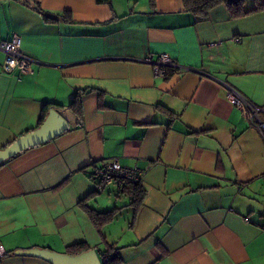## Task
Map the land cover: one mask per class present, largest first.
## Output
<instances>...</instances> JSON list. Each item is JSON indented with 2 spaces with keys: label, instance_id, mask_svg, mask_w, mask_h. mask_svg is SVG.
I'll return each mask as SVG.
<instances>
[{
  "label": "crops",
  "instance_id": "1",
  "mask_svg": "<svg viewBox=\"0 0 264 264\" xmlns=\"http://www.w3.org/2000/svg\"><path fill=\"white\" fill-rule=\"evenodd\" d=\"M13 38L34 61L7 73L0 49V149L45 103L69 126L0 166V264H51L16 251L75 242L102 259L114 219L99 232L85 206L123 193L95 190L110 159L140 169L145 188L126 205L120 264H264V136L227 97L264 105V9L198 18L184 0H0V41ZM160 53L182 71L155 75L144 58Z\"/></svg>",
  "mask_w": 264,
  "mask_h": 264
},
{
  "label": "built area",
  "instance_id": "2",
  "mask_svg": "<svg viewBox=\"0 0 264 264\" xmlns=\"http://www.w3.org/2000/svg\"><path fill=\"white\" fill-rule=\"evenodd\" d=\"M0 49L5 53L2 63L5 72L11 73L15 70L20 74L31 72L34 58L19 48L16 38L1 40ZM144 61L152 65L153 72L157 76H165L169 68L174 71H182L176 61L167 53H160L155 59L147 56ZM227 97L242 112L249 123L264 136V105L251 102L232 87L227 88ZM92 176L96 181V190L101 191L106 185L119 179L133 183L141 181L142 171L138 168L124 167L117 159H110L96 167Z\"/></svg>",
  "mask_w": 264,
  "mask_h": 264
},
{
  "label": "trees",
  "instance_id": "3",
  "mask_svg": "<svg viewBox=\"0 0 264 264\" xmlns=\"http://www.w3.org/2000/svg\"><path fill=\"white\" fill-rule=\"evenodd\" d=\"M97 1L104 2L106 0H97ZM184 3L186 6V9L191 11L198 18H203L211 8L219 4H224L226 6L229 12V15L232 18L243 16L252 11H258L260 9H264V3H262L260 0L257 1L255 8H253L252 10H245L243 7L242 0H184ZM44 18L47 21L56 19L54 17H49V16H45ZM170 69L171 68H169L168 70ZM50 106H51V103H45L42 106L41 114H40L37 126H39L43 122ZM70 106L75 111H78V109H80V103L76 96H74L73 99L71 100ZM2 164L3 162L0 163V166ZM116 182L119 184L120 190L128 197L129 205L131 204V205L138 206L141 204L142 199L145 195V188L143 187L141 181L133 183V182L124 181V180L119 179V180H116ZM87 197L88 195L85 196L83 199H81L79 202H81L82 204V202ZM85 208H86V211L90 219L93 221V223L95 224L99 232H101L102 225L114 219L115 217L114 214H115V211L117 210L116 207L111 210H102V211L94 209L89 206H85ZM101 236H102V242H105L103 234ZM87 249H89V247L85 242H75V243L67 245L64 252L69 253V254H77ZM116 251H117V247H113V245L112 246L107 245V247L103 251L99 250V253L102 255L103 264H120L121 259L118 256Z\"/></svg>",
  "mask_w": 264,
  "mask_h": 264
},
{
  "label": "water",
  "instance_id": "4",
  "mask_svg": "<svg viewBox=\"0 0 264 264\" xmlns=\"http://www.w3.org/2000/svg\"><path fill=\"white\" fill-rule=\"evenodd\" d=\"M68 126V121L55 108H49L39 126L23 133L0 149V163L26 148L52 139L67 130ZM16 253L37 256L49 261L51 264H103V260L99 258L97 251L93 248L77 254L58 252L45 247L19 249Z\"/></svg>",
  "mask_w": 264,
  "mask_h": 264
},
{
  "label": "rangeland",
  "instance_id": "5",
  "mask_svg": "<svg viewBox=\"0 0 264 264\" xmlns=\"http://www.w3.org/2000/svg\"><path fill=\"white\" fill-rule=\"evenodd\" d=\"M108 196L109 195L105 192L103 199L105 200L106 197L107 200L105 204L107 205L101 207L102 210H111L115 207L117 208V210L115 211V217L112 221L111 227H103L105 229H103L102 234L104 236L105 242H102L99 247V250L101 251H103L107 247V245H113V247L121 245L119 240L121 230L124 228L123 225L128 222L131 216V209L129 206H126L129 202V199L124 193H120V195L117 193H110V198Z\"/></svg>",
  "mask_w": 264,
  "mask_h": 264
}]
</instances>
